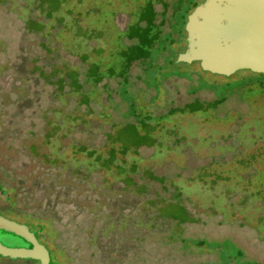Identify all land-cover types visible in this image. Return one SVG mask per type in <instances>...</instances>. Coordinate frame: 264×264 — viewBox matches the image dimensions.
<instances>
[{"label": "rangeland", "instance_id": "obj_1", "mask_svg": "<svg viewBox=\"0 0 264 264\" xmlns=\"http://www.w3.org/2000/svg\"><path fill=\"white\" fill-rule=\"evenodd\" d=\"M176 1L172 14L189 11ZM152 2L0 0V133L14 115L13 130L36 133L0 141V180L17 191H7L4 215L50 223L40 242L55 264H264V78L215 109L188 106L214 101L206 81L247 83L251 74L176 64L170 75L198 74L123 85L116 96L107 72L120 65L122 34ZM180 46L185 52L187 40ZM66 65L82 74L81 91L55 94L33 76ZM94 66L103 73L98 86L88 79ZM25 96L33 103L24 117L16 105ZM143 119L150 122L137 127L150 144L123 153L128 125ZM32 149L37 159L25 155ZM112 150L116 161L103 167Z\"/></svg>", "mask_w": 264, "mask_h": 264}, {"label": "trees", "instance_id": "obj_2", "mask_svg": "<svg viewBox=\"0 0 264 264\" xmlns=\"http://www.w3.org/2000/svg\"><path fill=\"white\" fill-rule=\"evenodd\" d=\"M200 0H177V5L175 6L179 7H185L189 11L185 12L184 14H180L179 16L172 14L171 12V3L172 0H156L155 2H152L149 4V6L141 12L139 15V20L137 23H135L133 26H130L125 31V34H122L124 37L123 41L125 43L126 48L123 49L119 54V62L120 65L115 64L112 68H110L107 72L108 77L111 78V80H115L117 83V90H116V96H118L119 89L124 88L123 85L129 86H135L140 85L141 83L150 81L151 83H157L162 84V81H170L171 79H180L183 80L185 77H191L196 76V72L192 74H187L185 72L179 73L177 75H170L168 73V70L173 65H179L177 63V59L179 56V52H183V47L180 46L179 50L176 51L174 46L183 44L187 40V32L185 30L186 24L188 22V17L193 13V11L201 4H199ZM205 2V1H204ZM203 2V3H204ZM157 5H161V10H157ZM182 5V6H181ZM193 7L192 11H190V8ZM171 16V17H170ZM30 29L31 27H36V29H41L42 24L40 22H30ZM33 30V29H32ZM46 50V49H45ZM47 51V50H46ZM52 55L54 57L51 59V62L58 57L56 52H52ZM82 58V57H80ZM83 61V60H82ZM182 64V63H181ZM199 64V63H198ZM200 65V64H199ZM65 72L58 69H54V71L48 72L45 67L37 68L34 72L35 74V80H43L48 85H52L55 87L54 92L55 94L63 93L67 90H70L72 93L79 92L82 90L83 84L81 82L80 77L82 76L81 73H78L74 71L70 66H65ZM99 68L98 66L92 67V71L90 72L88 79H92L93 82L98 86L100 82L103 80V78L99 77ZM101 70V69H100ZM99 71V72H98ZM136 71V75L133 76L134 72ZM247 73L251 74V77L248 78L247 83H233V84H224V85H217V84H209L206 81V86L203 88L204 91H210L214 94L215 99L212 102H199V103H192L188 106V109H193V111H197L202 109V107H209V108H219L227 103L237 102L239 100H242V95L244 92V89L253 83L259 82L258 79L261 77L264 78L263 75L254 74L250 71H246ZM103 74L102 72H100ZM147 73V74H146ZM165 78V79H164ZM264 81V79H263ZM108 85L105 84L106 87ZM261 85L264 87V82H261ZM132 86V90H133ZM107 90H109L107 88ZM202 89L198 90L201 91ZM109 92V91H107ZM149 93H147L148 95ZM146 95V94H145ZM146 95V96H147ZM110 97L111 94H110ZM139 100V99H138ZM31 100H28L25 97L22 98L21 101L18 102L16 105V108L20 110L18 113H21L22 116L25 117L24 112L28 109H31L32 107ZM184 110V109H183ZM139 111V108H138ZM165 115H163L164 117ZM7 121L8 126L7 129L4 132L0 133V141H5L6 143H10L7 141L8 136L15 141V139H20V137H17V134H23L25 137H33L36 136V133L33 130H27L26 132H22L17 130H13V126L15 124L13 123L12 118ZM22 118V117H21ZM28 119V118H26ZM150 121L148 120H139L136 123L133 121L128 125V128L131 132L130 137L131 139L129 141H124L121 139V143L123 145H127V147H122L123 153H127L129 150H131V147L138 150L140 147L144 145L150 144V141L146 143L147 141V135H142L139 133L137 126H145ZM22 124V120L20 122ZM23 125V124H22ZM0 127H2V123L0 122ZM55 128L49 129L47 134H54ZM7 136V137H6ZM149 137V136H148ZM108 140H112V136L107 138ZM87 149V148H86ZM85 152V149L84 151ZM25 155H27L30 159H37L39 152L34 151V149L31 150V152L25 151ZM57 157L54 161V164L58 162ZM94 159H98L97 157L92 154V157ZM100 163L103 164V167H108L112 163L116 161V153L114 150L111 151L110 158L108 160H102L99 159ZM109 163V164H108ZM108 164V165H107ZM123 172H127L125 169H121ZM0 184L5 188L7 186L6 182H2L0 180ZM57 183L54 182L52 184V187H56ZM7 191H9L11 194L16 193V188H9ZM19 217V216H18ZM38 216H34L32 218L26 219L23 223L29 225L33 229L37 227H41V231L38 234V238L42 239V235L46 234L47 230L49 229V226H51L50 223L46 221L39 220ZM198 242V247L199 246ZM201 245V244H200ZM53 252V251H52ZM54 255V254H53ZM11 261V260H10ZM38 264L33 261H18V262H10L6 264ZM52 264H55V257L52 258Z\"/></svg>", "mask_w": 264, "mask_h": 264}, {"label": "water", "instance_id": "obj_3", "mask_svg": "<svg viewBox=\"0 0 264 264\" xmlns=\"http://www.w3.org/2000/svg\"><path fill=\"white\" fill-rule=\"evenodd\" d=\"M186 32L187 49L177 63H199L203 71L228 78L240 71L264 75V0H206L189 15ZM10 197L0 184V198ZM40 231L0 215V258L52 264Z\"/></svg>", "mask_w": 264, "mask_h": 264}, {"label": "flooded vegetation", "instance_id": "obj_4", "mask_svg": "<svg viewBox=\"0 0 264 264\" xmlns=\"http://www.w3.org/2000/svg\"><path fill=\"white\" fill-rule=\"evenodd\" d=\"M11 203H12V199H11V197H10L8 200H6V201H4L3 199L0 198V215L6 217V216L4 215V210H5L7 207H9V205H11ZM6 218H7V217H6ZM8 219H9V218H8ZM10 220H11V219H10ZM23 224H24V223H23ZM31 229L34 230L32 227H31ZM5 242L8 243V244H15L14 242H11L10 239L5 240ZM10 262H15V261H10L9 259H3V258H0V264H3V263H10ZM16 262H18V261H16Z\"/></svg>", "mask_w": 264, "mask_h": 264}]
</instances>
